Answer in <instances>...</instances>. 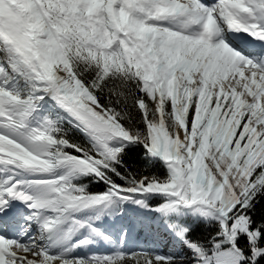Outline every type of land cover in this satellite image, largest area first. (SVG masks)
<instances>
[{"label":"snow or ice","instance_id":"1","mask_svg":"<svg viewBox=\"0 0 264 264\" xmlns=\"http://www.w3.org/2000/svg\"><path fill=\"white\" fill-rule=\"evenodd\" d=\"M261 198L264 0H0V264H264Z\"/></svg>","mask_w":264,"mask_h":264},{"label":"trees","instance_id":"2","mask_svg":"<svg viewBox=\"0 0 264 264\" xmlns=\"http://www.w3.org/2000/svg\"><path fill=\"white\" fill-rule=\"evenodd\" d=\"M127 163L129 164V166L133 171H138L139 169H141L145 165V161L142 155V150L136 149L135 151L130 152L127 157ZM150 170L158 174L162 172V169H160L159 166L153 167ZM262 210H264V198H261L259 203L257 204L258 214Z\"/></svg>","mask_w":264,"mask_h":264},{"label":"rangeland","instance_id":"3","mask_svg":"<svg viewBox=\"0 0 264 264\" xmlns=\"http://www.w3.org/2000/svg\"><path fill=\"white\" fill-rule=\"evenodd\" d=\"M146 224H147V223H146ZM138 228H139V224L136 225L135 229H138ZM113 232H115V230H113ZM101 247H107V244H102V245L99 244V245H98V249H100ZM98 249L96 250V251H98V252H105V251H108V250H109V249H106L105 251H103V250H98Z\"/></svg>","mask_w":264,"mask_h":264}]
</instances>
